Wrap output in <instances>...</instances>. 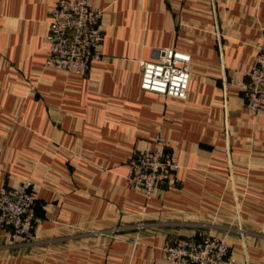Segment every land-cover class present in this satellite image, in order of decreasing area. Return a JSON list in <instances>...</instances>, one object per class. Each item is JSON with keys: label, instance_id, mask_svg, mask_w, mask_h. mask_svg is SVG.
Segmentation results:
<instances>
[{"label": "crops", "instance_id": "0c3cea01", "mask_svg": "<svg viewBox=\"0 0 264 264\" xmlns=\"http://www.w3.org/2000/svg\"><path fill=\"white\" fill-rule=\"evenodd\" d=\"M56 1L0 0V186L30 181L38 219L29 243L0 229V264H168L165 243L205 234L264 264V112L243 90L264 0H88L102 60L83 74L44 66ZM160 49L190 58L184 100L140 88ZM158 131L178 168L146 199L127 162Z\"/></svg>", "mask_w": 264, "mask_h": 264}, {"label": "built area", "instance_id": "2783aa9c", "mask_svg": "<svg viewBox=\"0 0 264 264\" xmlns=\"http://www.w3.org/2000/svg\"><path fill=\"white\" fill-rule=\"evenodd\" d=\"M103 12L88 0H57L48 14L44 66L83 74L92 62L102 60ZM189 61L187 54L173 49L157 50L151 61L140 63V88L184 100L190 81ZM243 76L246 107L253 115L264 112V39L257 45L254 60ZM177 168L165 152V139L158 131L152 138V147L130 160L125 180L132 190H139L150 199L156 184L167 181ZM30 184L25 180L17 187L0 186V229L10 241L33 240L38 219ZM162 252L168 264H235L226 239L210 234L199 240L190 237L165 243Z\"/></svg>", "mask_w": 264, "mask_h": 264}, {"label": "rangeland", "instance_id": "374dc122", "mask_svg": "<svg viewBox=\"0 0 264 264\" xmlns=\"http://www.w3.org/2000/svg\"><path fill=\"white\" fill-rule=\"evenodd\" d=\"M168 156H169V158L172 160V162L173 163H175L176 164V162L173 160V158H172V156L171 155H169L168 154ZM133 158V157H132ZM132 158H130L129 160H128V162H127V167L129 166V162H130V160L132 159ZM178 166V165H177ZM174 173H175V171L174 172H171V174H170V177H169V179L167 180V181H165V182H161V183H157L156 184V186H155V194H154V196L156 195V193L158 192V190L163 186V185H165L171 178H172V176L174 175ZM25 181V180H24ZM126 181V180H125ZM30 182V181H29ZM31 183V182H30ZM21 184V183H20ZM129 187V186H128ZM130 188V187H129ZM131 189V188H130ZM30 191L34 194V196H35V199H36V195H35V192L31 189V184H30ZM134 191H139V190H134ZM141 192V191H140ZM153 196V197H154ZM152 197V198H153ZM152 198H150V199H152ZM143 227H144V224L143 223H141V222H139V223H137V224H135L134 225V228H135V230H141V229H143Z\"/></svg>", "mask_w": 264, "mask_h": 264}]
</instances>
